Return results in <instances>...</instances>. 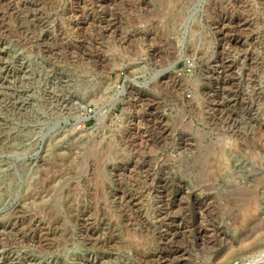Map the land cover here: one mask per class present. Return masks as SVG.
Segmentation results:
<instances>
[{
  "label": "rangeland",
  "instance_id": "rangeland-1",
  "mask_svg": "<svg viewBox=\"0 0 264 264\" xmlns=\"http://www.w3.org/2000/svg\"><path fill=\"white\" fill-rule=\"evenodd\" d=\"M0 261L264 264V0H0Z\"/></svg>",
  "mask_w": 264,
  "mask_h": 264
},
{
  "label": "bare ground",
  "instance_id": "bare-ground-1",
  "mask_svg": "<svg viewBox=\"0 0 264 264\" xmlns=\"http://www.w3.org/2000/svg\"><path fill=\"white\" fill-rule=\"evenodd\" d=\"M12 264L11 262L0 261V264Z\"/></svg>",
  "mask_w": 264,
  "mask_h": 264
}]
</instances>
